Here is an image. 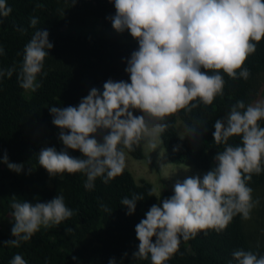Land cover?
<instances>
[{
	"label": "clouds",
	"instance_id": "9594fccd",
	"mask_svg": "<svg viewBox=\"0 0 264 264\" xmlns=\"http://www.w3.org/2000/svg\"><path fill=\"white\" fill-rule=\"evenodd\" d=\"M109 2L115 7V15L108 17L113 29L118 33L128 31L138 42V50L131 54L125 69L130 82L109 79L102 93L92 88L78 107H50L52 123L60 129L59 139L65 150L46 147L38 153L39 166L52 177L85 174L87 190L94 188L97 178L107 184L122 175L125 149L133 151L151 134L150 130L163 133L169 127V117L180 111L191 112L199 104L212 105L217 96L223 95L222 73L233 80H247L250 70L244 67L245 62L264 39V0ZM10 12L6 0H0V17ZM37 24L38 18H32L30 26L35 28ZM48 37L46 30L37 29L24 46L17 80L25 91L35 92L41 87L37 76L42 74L45 58L53 48ZM2 55L4 48L0 45ZM14 72L15 67L0 69V79L10 78ZM134 110L143 115H133ZM262 120L264 102L246 105L237 100L226 116L215 121L214 141L224 145L214 158L217 166L202 179L194 176L177 181L171 197L150 207L146 218L135 227L139 245L134 258L150 257L151 264H166L179 252L182 241L195 239L200 233L207 236L209 230L222 233L237 215L251 219L258 201L248 185L253 175L264 172ZM98 130H110L103 142L95 138ZM195 131L188 129L190 134ZM234 136L241 138L239 145L228 143ZM151 147L155 149L156 145ZM67 149L79 150L84 158L70 156ZM0 163L18 174L23 170L22 164L9 162L6 153ZM148 195L153 196V191ZM155 197L159 200L160 195ZM141 200L142 194L124 197L121 205L128 209L126 215L134 214ZM10 208L15 239L6 244L14 247L31 240L42 227H57L74 215L62 195L34 204L13 196ZM105 211H109L106 206ZM71 231L66 229L67 233ZM232 256L235 264H264V255L251 250L237 249ZM9 264L27 261L15 254ZM109 264H115V259Z\"/></svg>",
	"mask_w": 264,
	"mask_h": 264
},
{
	"label": "trees",
	"instance_id": "16d2710c",
	"mask_svg": "<svg viewBox=\"0 0 264 264\" xmlns=\"http://www.w3.org/2000/svg\"><path fill=\"white\" fill-rule=\"evenodd\" d=\"M6 3L11 12L0 17V45L4 48L0 69L15 67L16 72L10 78L0 79V160L6 153L8 161L22 164L23 170L18 174L0 163V264H9L15 254H21L27 264H109L113 258L115 264H151L150 257L147 260L133 257L139 245L135 227L146 218L145 213L153 204L174 193L164 189L158 200L153 184L146 180L138 182L127 167L107 184L97 178L94 188L87 190L85 174L52 177L38 163V153L43 148L65 150L59 139L60 129L52 123L50 107H78L92 88L102 93L109 79L130 82L125 69L131 54L138 50V42L128 31L118 33L113 29L108 17L115 15V7L109 0H6ZM34 17L38 18L35 28L30 26ZM37 29L49 33L53 48L45 58L42 74L37 76L41 87L31 92L19 86L17 74L24 46ZM244 67L250 70L247 80H233L222 73L223 95L217 96L212 105L199 104L191 112L180 111L168 118L169 127L160 133V138L170 162L198 171L217 166L214 158L224 150V145L214 141L215 121L226 116L237 100L253 104L256 93L264 88V39ZM133 115L143 113L134 110ZM178 122L186 127L184 136L178 131ZM260 124L264 127V120ZM190 128L196 131L190 134ZM109 131L98 130L95 138L103 142ZM146 143L147 138L134 146L133 151H125L134 159L143 160ZM228 143L239 145L241 138L231 137ZM67 152L74 158H84L79 150ZM248 186L253 193L264 191V172L253 175ZM149 190L153 191L151 197ZM134 193L142 194L144 200L137 201L134 214L126 215L128 209L121 205V200L131 198ZM57 195H62L66 206L74 211L69 220L57 227H42L19 247L6 244L15 239L11 233L13 196L34 204L49 202ZM256 200L258 205L262 204L264 193ZM105 206L109 211H105ZM248 222L237 215L222 233L209 230L207 236L200 233L195 239L182 241L179 252L166 264H235L232 253L237 249L264 255V231L256 230ZM261 224L264 223L259 221V227ZM68 228L72 229L69 233Z\"/></svg>",
	"mask_w": 264,
	"mask_h": 264
},
{
	"label": "rangeland",
	"instance_id": "374dc122",
	"mask_svg": "<svg viewBox=\"0 0 264 264\" xmlns=\"http://www.w3.org/2000/svg\"><path fill=\"white\" fill-rule=\"evenodd\" d=\"M256 102H264V88L256 93L253 104ZM150 131L151 134L147 137V143L144 146L145 158L143 160L134 159L125 151L126 167L138 182L146 180L152 183L156 196L160 195L161 197L164 189H169L174 193V185L177 181L182 182L184 179L194 176H199L202 179L208 171L215 168L212 166L208 171H198L185 165L173 164L167 157L160 133H156L154 130ZM178 131L181 136H184L186 132V127L181 122H178ZM151 144H155L156 148L153 149ZM262 193L264 191L252 193L253 199L256 200L257 196ZM248 221L249 225L256 230L262 229L264 231V224L259 227V221L264 223V200L262 204L256 205L251 213V219Z\"/></svg>",
	"mask_w": 264,
	"mask_h": 264
}]
</instances>
